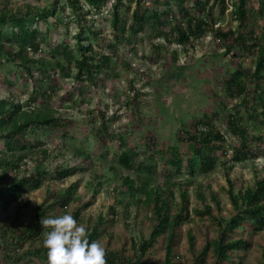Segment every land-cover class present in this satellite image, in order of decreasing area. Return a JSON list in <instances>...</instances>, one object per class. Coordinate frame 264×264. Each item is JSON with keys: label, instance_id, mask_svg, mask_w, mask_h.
Segmentation results:
<instances>
[{"label": "trees", "instance_id": "1", "mask_svg": "<svg viewBox=\"0 0 264 264\" xmlns=\"http://www.w3.org/2000/svg\"><path fill=\"white\" fill-rule=\"evenodd\" d=\"M55 3L36 10L0 7V63L13 66V70L0 77L1 84L6 91H10L20 83L27 86L29 82H34L32 92L25 101L16 103L11 98L0 99L2 208L19 202L25 192L41 188L46 179L63 181L77 172L76 168L63 166L47 171L43 165L49 157L44 136L55 133L57 127L65 125V119L55 117L52 110L33 109L32 105L51 98L57 83L47 85L54 75L71 78L79 89L87 83L90 86H104L101 74L110 68L111 57H117V47H128L145 39L158 52L174 46L187 55L188 47L210 37L213 44L224 51V57L235 56L240 59L235 65L224 66L227 75L219 84L220 106L223 110L238 100L225 113L224 128L216 124L220 118L218 110L211 114L205 112L202 116L192 118L189 126L182 125L177 132L176 142L167 146L165 151L158 149L155 140L150 138V143L146 142L145 149L141 151L146 159L140 156L142 159L138 160L140 153L133 149L122 150L117 155L118 163L124 169L137 171L139 175L145 172L147 177L139 188L129 177L124 179V183L129 196L144 193L145 200L153 202L155 224L147 240L134 243L132 258L117 249L105 253L106 264H146L143 260L146 253L163 234H167L163 264H171L175 231L189 219L188 213H184L187 196L181 194L184 206L180 208L183 211L172 216V193L162 198L159 191H148L149 180L160 172L158 162L171 167L176 174L194 177L196 174L207 175L220 164L237 165L253 161L259 156L264 158V136H252L243 127L244 114L253 120H257L260 114L264 117V25L255 32L252 21L256 13L264 19L263 7L256 8V0H231L230 15L238 23L233 29L221 26L218 21L229 7L228 0H65V4L59 8ZM67 6L71 10L67 14L68 19L76 24L74 49L66 41L52 42L49 37L54 29L52 24H48V17L65 13ZM101 16H104L102 23L108 31L96 24L95 18ZM57 20L60 21V16ZM6 46L10 49H6ZM40 53L46 55L36 59ZM251 54L254 56L249 67H243L241 57ZM172 61H176L175 56ZM101 117L103 121L95 133L102 136V132L108 131L109 127L105 116L102 114ZM228 135L234 138V143L229 142ZM181 145L185 147L182 151ZM37 150H40L39 155L43 158L35 161V169L21 178L15 177L11 182H6L7 173L19 171L26 158L36 154ZM164 153H168L167 157H164ZM162 171L168 174L166 170ZM76 189L77 185L73 184L62 193H47L46 204L36 207L32 225L25 226L22 231H3L0 227V248L5 263L49 264L47 250L43 246L48 229L43 226V220L47 219L46 215L51 210H66L75 198ZM198 198L204 202L202 193L198 194ZM229 199L234 214L226 221L213 219L218 230L217 238L205 244L194 264H204L210 249L217 264L228 262L235 252L246 251L251 247L250 241L236 235L237 232L245 231L247 236H254L264 231V176L253 187L236 194L230 184ZM46 200H50V203L47 204ZM92 202L93 198L81 208H88ZM22 206L18 205V210ZM204 208L203 211L195 210V214L201 218L211 216V208ZM80 210L77 209L73 214L77 221ZM107 222L102 216L97 218L88 231L90 243L104 234ZM234 235L238 238H231ZM36 240L40 243L37 248L32 246L21 251L26 243L31 245ZM189 247L193 249V244ZM261 250L260 264H264V245Z\"/></svg>", "mask_w": 264, "mask_h": 264}, {"label": "rangeland", "instance_id": "2", "mask_svg": "<svg viewBox=\"0 0 264 264\" xmlns=\"http://www.w3.org/2000/svg\"><path fill=\"white\" fill-rule=\"evenodd\" d=\"M53 3L59 8L65 4V0H0V7L36 10ZM228 4L224 17L218 21L221 26L236 29L238 23L230 15L231 0H228ZM261 6L264 10V0H256L255 7ZM69 12L71 10L67 6L65 13H55L48 17V24H52L54 29L49 37L52 42L66 41L74 49L76 24L68 19ZM106 15L105 13L104 16ZM58 16L60 21L57 20ZM104 16L96 17L95 21L102 30L108 31L102 23ZM263 20L256 13L252 20L255 32L264 25ZM5 48L10 49L9 46ZM188 48L187 55L174 46L158 52L146 39L128 47L120 45L116 49L117 57H111L110 68L101 74L104 86H90L87 83L79 89L71 78L54 75L47 85L57 83V89L51 98L39 100L32 105L33 109L52 110L55 117L65 119V125L57 127L55 133L44 136L49 157L43 165L47 171L63 166L76 168L77 172L63 181L46 179L41 188L25 192L19 202L0 207L2 230L20 232L25 226L32 225L35 209L46 204L47 193H62L70 185L76 184L75 198L68 208L58 212L51 210L47 213V218H55L67 212L73 215L77 209H82L77 222L86 225L89 231L97 218L102 216L108 221L106 232L96 242L104 247L105 252L118 249L126 257L134 255V243L147 240L155 224L154 204L145 200L144 193H137L134 197L128 195L124 179L129 177L134 180L135 187L139 188L147 176L145 172L139 175L137 171L121 167L117 155L122 150L133 149L140 153L138 160H141L140 156L144 155L141 151L145 149L146 142L150 143V138L155 140L158 149L165 151L167 146L176 142L177 132L182 125L189 126L192 118L202 116L205 112L211 114L218 110L220 118L216 124L224 128L225 113L231 108V104L238 103L235 100L223 110L220 106L219 84L227 75L224 66L235 65L240 59L235 56L224 57V51L219 50L210 37ZM45 55L40 53L35 58H44ZM174 56L175 62L172 61ZM253 56L241 57L242 66L249 67ZM9 70H13L12 65L0 63V77ZM32 86L33 81L27 86L20 83L6 91L0 79V99L11 98L16 103L23 102L31 94ZM257 112L260 113V110ZM102 114L109 128L101 136L95 131L103 121ZM243 117L246 133L264 136V117L261 114L257 120L248 119L245 114ZM227 137L229 142L234 143V138L229 135ZM119 138L122 140L119 141ZM180 149L182 151L185 147L181 145ZM39 152L37 150L36 154L29 155L19 171L7 173L6 182L33 171L35 161L43 158ZM167 155L168 153H164V157ZM144 159L146 156H143ZM158 163L160 172L149 180L148 191L157 190L162 198L167 193H172V216L183 211L180 208L184 206L181 194L185 193L187 196L184 213H188L189 219L175 231L171 264H193L205 244L217 238L218 230L213 219L226 221L234 214L229 199L230 184L234 194L253 187L264 176V158L259 156L253 161L237 165L220 164L211 173L196 174L194 177L176 174L171 167L162 165L161 161ZM163 169L168 172L167 175ZM199 193L204 196V202L199 200ZM91 198V206L81 208ZM46 201L47 204L50 203V200ZM20 204L24 206L18 210ZM207 206L211 208V216L201 218L195 214V210L203 211ZM236 235L250 241L251 247L246 251L235 252L228 262L222 264H260L264 231L254 236H247L245 231L237 232ZM166 236L167 234L161 235L157 244L146 253L143 259L146 264H163ZM231 238L238 237L234 235ZM191 243L193 249L189 247ZM39 245V240L31 245L26 243L21 251L32 246L37 248ZM216 261L210 249L205 264H217ZM0 264H7L1 248Z\"/></svg>", "mask_w": 264, "mask_h": 264}, {"label": "clouds", "instance_id": "3", "mask_svg": "<svg viewBox=\"0 0 264 264\" xmlns=\"http://www.w3.org/2000/svg\"><path fill=\"white\" fill-rule=\"evenodd\" d=\"M43 246L49 264H106L105 249L89 242L86 225L79 224L71 212L43 220Z\"/></svg>", "mask_w": 264, "mask_h": 264}, {"label": "crops", "instance_id": "4", "mask_svg": "<svg viewBox=\"0 0 264 264\" xmlns=\"http://www.w3.org/2000/svg\"><path fill=\"white\" fill-rule=\"evenodd\" d=\"M105 232H106V231H105ZM104 234H105V233H104ZM102 235H103V234H102ZM101 237H102V236H100V238H101ZM100 238H99V239H100ZM115 250H117V249H115ZM110 251H113V250H109V251H106V252H110ZM106 252H105V253H106ZM133 252H134V251H133ZM164 254H165V253H164ZM172 255H173V254H172ZM127 257H128V256H127ZM132 257H133V255H132L131 257H128V258H132ZM164 257H165V255H164ZM171 262H172V258H171ZM163 263H164V262H163ZM205 263H206V260H205ZM205 263H204V264H205ZM216 263H217V261H216ZM193 264H194V260H193Z\"/></svg>", "mask_w": 264, "mask_h": 264}]
</instances>
